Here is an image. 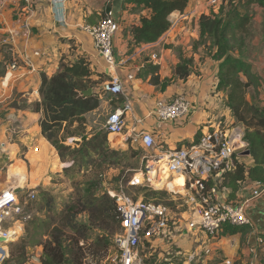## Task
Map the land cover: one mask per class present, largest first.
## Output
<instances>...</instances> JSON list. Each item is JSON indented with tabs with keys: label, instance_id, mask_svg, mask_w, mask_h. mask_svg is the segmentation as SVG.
Returning a JSON list of instances; mask_svg holds the SVG:
<instances>
[{
	"label": "crops",
	"instance_id": "crops-1",
	"mask_svg": "<svg viewBox=\"0 0 264 264\" xmlns=\"http://www.w3.org/2000/svg\"><path fill=\"white\" fill-rule=\"evenodd\" d=\"M253 6L251 12L264 10L260 5ZM211 10L208 0H189L184 12L171 15L170 30L157 42L131 46L130 29L140 25L141 17L148 11L138 9L128 0H37L33 10H29L23 0H0V45L5 41L11 43L18 56L24 62L28 59L32 65L17 71L7 70L6 76L0 77L4 79L0 89L4 101L0 99V104H4L2 108L8 111V118L3 120L6 123L0 128L1 134L3 129L7 133L0 137V194L10 188L8 180L12 171H19V180L14 182V187L21 198L41 189L56 190L59 183L53 182V176H58L60 183L65 178L63 169L68 164L61 162L57 150L43 136L40 127L42 114L35 112V104L42 100V75L52 77L62 59L72 63L80 57L88 59L93 81L120 78L125 84L126 97L106 94L93 113L103 104L115 110L123 109L126 99L130 100L133 112L127 114L128 127L137 132L152 133L158 149L162 151H174L197 143L202 133L208 130L240 127L235 124L232 111L226 105L227 93L217 90L219 62L206 56L203 46H197L200 17L203 13L210 14ZM107 11H113L121 24V32L114 42L117 65L111 72L96 52L93 39L80 29L84 24H98ZM36 53L43 57H37ZM153 55H157V59ZM181 57L194 60L192 72L185 80L179 79L174 71ZM149 65L158 67L157 72L143 70ZM129 74L135 75L133 81L128 80ZM156 75L160 78L158 84L152 82ZM9 97L16 98L8 102L6 98ZM179 97H187L192 103L188 115L168 122H160L153 115L158 101L170 102ZM121 98H124L122 102ZM13 103L16 104L13 106ZM133 117L142 120V124L137 125ZM229 122L230 125H225ZM91 130L90 125L87 131ZM75 141H81V138H72L68 143L75 146ZM108 146L111 149L123 148L116 145L109 135ZM245 160L249 162V157ZM168 185L177 191L182 187V181L176 179ZM249 197L250 188H246L243 199ZM247 212L255 233L264 237V199L248 202ZM12 231L16 233V238L21 237L26 232L25 223L16 224ZM256 234L250 238L251 247L257 244ZM191 241L193 248L196 245L194 240ZM222 242L225 243L221 240L216 246ZM38 248L42 250L41 246ZM251 255L250 264H261L255 252H250Z\"/></svg>",
	"mask_w": 264,
	"mask_h": 264
},
{
	"label": "trees",
	"instance_id": "trees-1",
	"mask_svg": "<svg viewBox=\"0 0 264 264\" xmlns=\"http://www.w3.org/2000/svg\"><path fill=\"white\" fill-rule=\"evenodd\" d=\"M128 1L138 9L148 11L141 17L140 25L130 29L131 46L157 42L170 30L171 15L184 12L189 3V0ZM253 5L264 7V1L223 0L218 12L213 9L210 14L203 13L200 17L197 46H203L206 56L219 62L217 90L227 93L226 105L232 111L235 124L244 128V140L251 153L250 156L242 153L234 156L236 168L226 176L223 184L230 191V200H236L241 189L248 184H264V106L259 105L254 96L252 100L249 98L251 87L257 92L260 76L252 71L253 62L247 60L245 51L246 41L252 38ZM16 61L25 67L15 47L2 42L1 78L6 76L8 66ZM193 65L192 58L181 57L174 68L175 75L181 80L187 79ZM143 70L156 73L158 67L149 65ZM92 72L90 61L80 57L74 63L62 59L52 77L42 75V100L35 104V112L42 114L40 127L43 136L57 150L60 160L68 164L64 175L73 178L74 192L72 202L61 213L54 217L47 214V219L41 222L36 219L43 226L42 235L47 237L39 243L42 247L41 264H87V259L100 264L114 247L116 235L122 232L116 200L107 191H101L100 182L92 180L93 176L105 180L106 171L121 162V152L108 146V134L102 127L87 131L86 116L100 107V88L104 83L93 81ZM159 81V75L152 78L154 84ZM89 89L93 90L92 95L85 96L84 92ZM77 137L81 141H75V147L68 143ZM247 157L249 162L245 160ZM86 171L98 172L84 179L77 177H84ZM40 197L46 199L47 211L51 212L55 208V196L42 190ZM9 254L11 262L24 264L27 248H12Z\"/></svg>",
	"mask_w": 264,
	"mask_h": 264
},
{
	"label": "built area",
	"instance_id": "built-area-1",
	"mask_svg": "<svg viewBox=\"0 0 264 264\" xmlns=\"http://www.w3.org/2000/svg\"><path fill=\"white\" fill-rule=\"evenodd\" d=\"M23 1L29 10H33L37 3V0ZM208 2L216 10L223 0ZM80 29L93 39L96 52L111 72L117 65L114 42L121 32V24L113 11H107L98 24H84ZM35 55L43 57L40 53ZM153 58L157 59V55H153ZM24 64L25 67H32L28 59ZM25 67H21L16 61L8 66V70L17 71ZM127 78L133 81L135 75L129 74ZM106 94L126 97L125 84L118 77L105 81L100 88V98ZM191 109L190 100L187 97H179L170 102L158 101L153 115L160 122L175 121L188 115ZM132 112L133 103L126 99L123 109L109 115L104 125L105 131L109 136L115 137L114 143L119 147L138 146L149 153L145 171H141L134 179L137 185L146 186L144 182L147 180L151 183L149 187H154V190L172 192L187 205V211L185 210L184 217L176 220L167 204L147 202L142 198L136 200L123 187L113 191L107 190L116 200L122 223V232L114 239L117 250L114 261L116 264H146L148 256L143 252L147 244L161 241L162 238L174 240L176 236L180 240H194L195 248L184 250L178 246L180 249L175 252L173 258H165L158 264L205 262L222 240L226 228L253 226L247 212V203L264 199V184L259 182L248 184L251 187L244 186L236 200H230V191L223 185L226 176L236 168L234 156L238 153L244 154L248 150L244 129L240 126L208 130L202 133L197 143L165 152L158 149L152 133L137 132L128 127L127 114ZM133 120L137 125L142 124V120L135 117ZM180 178L183 179L184 185L179 190L174 191L168 187L169 182ZM246 188H250L249 199H243ZM36 197V193L31 192L21 198L16 187H10L0 194V264L8 258V244L16 238L12 227L5 225L23 224L24 221L20 218ZM250 252L253 254L255 251L252 248Z\"/></svg>",
	"mask_w": 264,
	"mask_h": 264
},
{
	"label": "rangeland",
	"instance_id": "rangeland-1",
	"mask_svg": "<svg viewBox=\"0 0 264 264\" xmlns=\"http://www.w3.org/2000/svg\"><path fill=\"white\" fill-rule=\"evenodd\" d=\"M236 2H238V0H236ZM253 12L254 18L251 28L252 38L246 41L247 46L245 51L247 60L250 59L253 62L251 65L252 71L256 75L260 76V78L257 80V92L253 87L249 89V98L252 100V97L254 96L255 101L259 105L264 106V10L257 9V11L253 10ZM1 39L2 38L0 37V40ZM3 80L0 79V89L3 88ZM15 98L16 97H9L6 98V100L8 99V102H13ZM0 99L4 101L1 95ZM14 104L16 103H13V106ZM2 106H4V104H0V128H3L4 124L6 123H3V120L8 118V111L6 109L4 110ZM115 111L116 110L114 109V107L103 104L102 108H100L97 112L88 114L86 116L88 126L91 125L92 129L99 127H102L104 129V125L106 124L109 115L114 113ZM225 125H230V122L227 124L225 123ZM3 134H5V136L7 134L4 129ZM3 134H1L0 131V137L1 135L3 136ZM112 138L115 137L112 136ZM116 150H119L121 152L120 165H116L110 170L106 171L105 180L97 178L96 176H93L92 178V180L101 183V191H113L117 190L120 187H123L127 191V193L136 200L142 198L144 201L147 202L153 201L167 204L172 211V217H174L176 220H179L182 218V216H185V213L187 211V205L181 200L180 197L176 196L168 190H154V187H149L151 186V183L147 182V180L146 182H144L146 186L137 185L134 182L136 175L141 174V171H145V167L147 165V157L149 154L148 152L138 146H128L118 148ZM96 172L98 171H86L84 177L82 175L77 177L84 179L85 177L91 176ZM18 173L19 171L11 172V175L9 177L10 180H8L9 187H14L16 185L17 181L19 180V177L17 178ZM4 175L5 174H3V176ZM12 177L14 178L12 179ZM139 177L142 178V176L140 175ZM70 178L65 176V178H63L60 183L58 176H53V182H58L59 186L56 188V190H53V188L44 189L46 191H50L51 194L56 198L55 208L51 210V212L47 211L48 207H46V199L40 197V191L43 190L41 189L39 192L36 193V199L26 207L23 216L20 218L24 221L25 227H27L26 232L23 233L21 237L14 238L13 240H11L12 242L8 246V251L10 252L12 251V248L16 249V247H26L27 257L26 262L24 264H41L40 257L42 254V250H39L38 247L40 245L39 243L45 241L47 237L42 235L44 229L43 226H41L40 222L42 221V219H47V214L50 215V217H54L56 213H61L66 208V206L72 202L71 195L74 192V185L72 182L73 178ZM43 207L45 208L42 210ZM28 216H30V218ZM26 217L28 218L25 219ZM36 219L41 220L40 222H36ZM15 225V223H8L5 226L13 228L15 227ZM253 228L254 227L252 226L243 228H233L231 230L225 229V233L222 236V241H225V243L222 242V244L216 246L211 256L207 258L205 262H200L198 264H250V258L252 257V255L250 256V250L252 248L254 249L255 254L258 255L261 264H264V237L260 236L259 234H256V231H254ZM233 231H235V233H232ZM184 233L187 234L186 232ZM254 234H256L255 241L257 244L254 245V247H251V245H249L250 238ZM174 238V240H169V238H162L161 241L157 240L151 244H147L143 252V254H146L148 256V259L145 261L146 264H158L165 258H173L175 256V252L180 248L184 250L191 248V239L185 238L184 240H186V242H184V240L181 242L180 239H178L176 236ZM178 246L180 248H178ZM193 248H195V246ZM116 252L117 250L115 246L112 247V250L110 251L109 255L103 261H101L100 264H116L114 261L116 257ZM8 255L9 256L7 260L3 264L13 263L11 262V257L9 253ZM87 264L96 263L91 262L90 259H87Z\"/></svg>",
	"mask_w": 264,
	"mask_h": 264
},
{
	"label": "water",
	"instance_id": "water-1",
	"mask_svg": "<svg viewBox=\"0 0 264 264\" xmlns=\"http://www.w3.org/2000/svg\"><path fill=\"white\" fill-rule=\"evenodd\" d=\"M92 93H93V90H92V89H89L88 91L84 92V95H85V96H91ZM250 154H251V153H250L249 150L246 151V152L244 153V155H246V156H250ZM2 241H5V240H2Z\"/></svg>",
	"mask_w": 264,
	"mask_h": 264
},
{
	"label": "bare ground",
	"instance_id": "bare-ground-1",
	"mask_svg": "<svg viewBox=\"0 0 264 264\" xmlns=\"http://www.w3.org/2000/svg\"><path fill=\"white\" fill-rule=\"evenodd\" d=\"M178 180L182 181V186H183V185H184V183H183V179L180 178V179H178ZM168 187L170 188V187H173V186H169V185H168Z\"/></svg>",
	"mask_w": 264,
	"mask_h": 264
}]
</instances>
